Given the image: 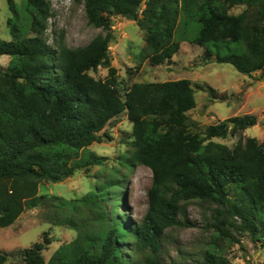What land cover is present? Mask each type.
<instances>
[{
  "label": "trees",
  "instance_id": "16d2710c",
  "mask_svg": "<svg viewBox=\"0 0 264 264\" xmlns=\"http://www.w3.org/2000/svg\"><path fill=\"white\" fill-rule=\"evenodd\" d=\"M82 2L88 23L104 34L75 48L52 47L43 39L49 16L45 0H23L22 22L11 4V38H0V55L10 57L6 69H0V226L49 201L47 194H38L43 181L60 182L78 168L100 164L103 156L83 151L99 140V132L113 117L126 112L133 151L121 162L142 164L152 172L142 220L129 226L118 219L111 222L103 203L114 197L116 209L122 201L108 190L120 189L119 177L97 186L105 192L90 190L71 199L52 196L54 223L68 225L77 235L45 262L42 250L51 239L44 233L41 241L20 250L25 264H133L120 245L128 237L138 251L151 250L142 264H160L159 237L180 223L181 201L190 199L224 206L217 210L212 242L198 264H229L216 240L229 238L226 223L252 238L259 231L264 234V142L247 137L230 148L213 138L235 135L256 124L257 116L235 115L209 124L203 132H192L187 111L195 106L194 88L186 78L136 82L121 95L108 55L113 39L110 18L120 15L145 31V50L153 65L170 59L187 40L204 48L205 60L214 56L240 73H263L264 0ZM239 4L246 6L242 12L228 13ZM250 8L255 11L253 20H248ZM99 66L107 69L103 79L88 73ZM209 93L217 94L211 87ZM66 212L72 214L61 216ZM234 217L238 224L226 221ZM7 259L0 250V264Z\"/></svg>",
  "mask_w": 264,
  "mask_h": 264
},
{
  "label": "rangeland",
  "instance_id": "374dc122",
  "mask_svg": "<svg viewBox=\"0 0 264 264\" xmlns=\"http://www.w3.org/2000/svg\"><path fill=\"white\" fill-rule=\"evenodd\" d=\"M22 1L0 0V38H11L8 23L14 16L11 4L15 6L20 21H23ZM45 1L49 5V16L42 37L50 46L63 44L75 48L104 34V30L88 23L82 0ZM245 8L244 4L234 5L228 9V13L238 14ZM249 10L248 20H253L255 11L253 8ZM110 22L113 39L108 45V55L111 64L116 68L117 88L121 95L136 82L186 78L194 88L195 106L187 111L189 119L193 122L192 132H203L209 124L235 115L255 114L257 122L253 126L242 129L235 135L214 137L213 140L230 148L238 142L244 143L247 137H255L259 142H264L262 70L243 74L229 63L216 62L214 56L205 60L204 48L187 40L181 41L178 51L170 59L153 65L149 60V53L145 50V31L140 29L135 21L117 14L111 15ZM26 33L33 35L32 31ZM9 59L8 55H0V69H6ZM88 73L96 79H103L107 75V69L99 66ZM209 87L217 93L215 97L210 96ZM132 140V123L126 112H122L113 117L99 132V140L93 142L86 152L83 151V155L91 151L103 156L104 160L100 164L78 168L71 177L60 182L43 181L38 188V194H47L50 196L49 201L27 208L12 224L0 226V250L8 254L4 264H25L20 250L41 241L44 233L51 239L42 250L45 262L59 245L76 237L77 230L65 224L54 223L55 212L49 207L52 196L71 199L79 198L90 190L105 192V188L97 189V186L111 178L119 177L122 180L120 189L108 190L121 196L122 201L115 209L114 197H111L103 203L105 210L109 211L111 222L118 219L127 226L140 222L148 207L147 191L151 186L152 172L142 164H122V158L131 155L133 151ZM181 206L182 211L178 214L180 223L166 228L159 237L156 258L160 264H198L212 242L211 235L217 210L224 209V206L216 201L202 199L181 201ZM66 214L72 213L66 212L61 216ZM226 221L238 224L236 217L227 218ZM224 228L230 236L216 239L217 248L229 264H264V245L261 244L264 234L260 233L261 231L252 238L248 232H242L229 223H226ZM133 242L135 241L128 237L120 244L121 250L133 264H142L143 257L152 252L148 247L138 251Z\"/></svg>",
  "mask_w": 264,
  "mask_h": 264
}]
</instances>
